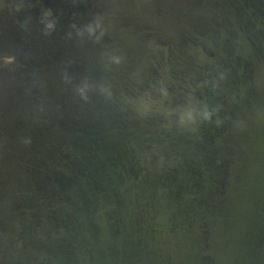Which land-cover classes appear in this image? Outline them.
<instances>
[{"label": "water", "instance_id": "1", "mask_svg": "<svg viewBox=\"0 0 264 264\" xmlns=\"http://www.w3.org/2000/svg\"><path fill=\"white\" fill-rule=\"evenodd\" d=\"M0 264H264V0H0Z\"/></svg>", "mask_w": 264, "mask_h": 264}]
</instances>
